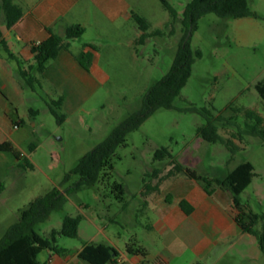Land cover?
I'll use <instances>...</instances> for the list:
<instances>
[{
    "label": "rangeland",
    "instance_id": "374dc122",
    "mask_svg": "<svg viewBox=\"0 0 264 264\" xmlns=\"http://www.w3.org/2000/svg\"><path fill=\"white\" fill-rule=\"evenodd\" d=\"M167 1L177 12L175 23H171L160 0H134L132 11L147 21L148 32L162 31V35L150 38L144 45L135 44L142 32L133 18L116 27L107 24L103 30L89 23L86 33L71 41L72 51L79 54L86 43L94 44L92 58L94 54L98 56L109 79H96L92 87H77L78 97L58 109L64 116L62 123L48 110L39 89L37 95L26 89V97L32 100H17L24 121L15 135L20 145L11 152L0 153V239L18 222L30 202L58 188L68 193L67 203L63 210L53 212L37 226L43 237L50 239L53 230H60L64 217L81 216L79 238L59 237L60 247L74 251L94 237L97 243H108L103 230L120 243L121 249L125 242L136 244L135 237L145 236L147 225L141 192L156 190V185L167 179L172 160L201 176L219 179L250 162L255 176L239 199L246 213L264 215V141L254 136L233 137L246 123L243 114H238L235 126L217 123L219 134L233 140L239 148L233 154L226 145L207 142L198 135V127L206 120L190 110L213 108L215 115L230 116L233 113L227 108L233 103L238 108L253 109L264 118V102L256 90L257 83L264 80V0H248L256 16H203L190 35L192 49L200 50L202 57L193 65L190 79L174 102L175 109L156 111L130 133L112 157L113 169L94 186L76 190L79 175H71L65 182L87 153L142 109L147 91L170 71L187 34L183 13L192 0ZM161 148H167L173 159L155 160V153ZM17 155L21 156L19 164ZM115 184L124 187L123 197ZM255 229L261 231L262 222ZM253 240L255 245L245 249L260 252L258 239L254 236ZM240 249L234 251V256L239 255ZM47 254L42 252L39 260ZM225 264L246 263L227 259ZM252 264L260 262L253 260Z\"/></svg>",
    "mask_w": 264,
    "mask_h": 264
},
{
    "label": "crops",
    "instance_id": "0c3cea01",
    "mask_svg": "<svg viewBox=\"0 0 264 264\" xmlns=\"http://www.w3.org/2000/svg\"><path fill=\"white\" fill-rule=\"evenodd\" d=\"M15 4L22 8L23 17L10 29L0 11V30L14 56L10 57L0 48V144L8 142L18 148L20 140L15 135L24 121L17 100L26 97L27 89L19 71L35 66L32 47L46 41L51 33L63 36L71 26L81 25L86 33L89 23H95L103 30L107 24L118 26L133 18L135 13L132 11L134 0H21ZM0 47H3L1 42ZM94 48V44L86 43L83 51L92 52ZM78 56L71 46L51 60L43 73L33 69L32 75L39 84L35 90L31 89L32 93L37 95L39 89L46 104L62 98L68 106L78 97L77 87H92L96 79L100 82L109 79L96 54L88 70L81 65ZM20 162L17 160V164ZM156 186V190L141 192L147 225L144 226L145 236H137L135 240L146 256L128 253L127 246L134 244L131 241L125 242V248L121 249L120 243L103 230L108 242L103 244L114 247L119 253L109 264H225L227 259L246 264L256 260L264 264L261 250L245 249L256 242L254 236L244 233L236 222L233 197L229 192L215 188L209 195L198 182L183 176L167 178ZM183 200L193 207L190 215L181 208ZM96 240L94 237L87 243L100 244ZM239 247V255L234 256ZM82 248L67 249L68 253L62 256L47 251L40 263L89 264L78 257Z\"/></svg>",
    "mask_w": 264,
    "mask_h": 264
},
{
    "label": "trees",
    "instance_id": "16d2710c",
    "mask_svg": "<svg viewBox=\"0 0 264 264\" xmlns=\"http://www.w3.org/2000/svg\"><path fill=\"white\" fill-rule=\"evenodd\" d=\"M160 1L169 13L171 23H175L178 16L176 10L167 0ZM0 11L3 14L5 25L9 29L23 17L22 8L15 4L13 0H0ZM212 13L222 19L256 16L250 10L248 0H192L183 13V24L187 29V34L170 71L147 91L143 98L142 109L130 115L105 141L87 153L80 160L78 166L66 176L65 182L70 180L71 175H79L80 181L75 186L76 190L83 186H94L104 175H107L106 172L108 170L113 169L112 157L117 149L126 143L130 133L138 130L156 111L160 109H175L174 102L190 79L193 65L197 59L202 57L200 50L195 51L192 49L191 36L188 37V34L197 29L198 21L203 16ZM133 19L142 32L135 42L137 46L144 45L154 36L162 35L160 30L149 33V25L141 16L133 14ZM84 33L85 28L83 26H71L66 29L63 36L51 33V36L46 41L33 46L32 52L35 54V66H31L28 70L21 69L19 71L24 87L35 90L39 80L32 75V70L36 69L37 72L43 73L51 60L56 59L63 50H69L71 41L82 37ZM0 42L9 53V56L14 57L3 39L1 30ZM92 59L90 52L82 51L78 56L79 62L86 70L90 68ZM256 90L264 102V80L257 83ZM63 102L64 100L61 98L58 101L48 103V110L57 118L59 123L64 121V116L58 112ZM190 110L198 112L206 120V124L198 127V135L207 142H220L226 145L233 154L239 148L233 140L224 139L219 134L217 123H223L224 126H235V119L238 114H243L246 123L244 128H240L233 137L243 139L244 136H254L264 141V118L253 109L238 108L232 103L227 108L233 113L230 116L215 115L213 108H191ZM35 113L34 111L31 112V114ZM13 150L14 147L8 142L0 144V153ZM20 157L17 155V160H20ZM166 159H173L171 152L167 148H161L156 151L155 160L163 161ZM171 164L173 167L166 175L167 178L183 176L194 180L202 185L209 195L213 194L215 188L229 192L233 197L236 222L244 233L253 235L258 239L260 249L264 254V215L246 213L239 199V196L250 186L255 176V168L250 162L240 164L225 179L201 176L194 170L176 164L173 160ZM115 188L119 190L122 197L125 195L124 187L121 184H115ZM2 189L3 187L0 185V191ZM67 196V192L54 188L44 196L30 202L28 207L21 211L18 222L12 225L0 239V264H41L39 256L44 251H50L61 256L68 253L66 248L58 245V238H79L81 216L64 217L62 228L53 230L50 239L43 237L36 230L37 226L46 222L53 212L63 210L67 203ZM180 205L187 215L193 212V207L186 200H183ZM259 222H262L261 231L255 229ZM127 252L146 256L143 248L138 247L137 244L127 246ZM118 255V251L110 245L84 243L78 257L89 264H109L113 263Z\"/></svg>",
    "mask_w": 264,
    "mask_h": 264
},
{
    "label": "built area",
    "instance_id": "2783aa9c",
    "mask_svg": "<svg viewBox=\"0 0 264 264\" xmlns=\"http://www.w3.org/2000/svg\"><path fill=\"white\" fill-rule=\"evenodd\" d=\"M37 45H39V44H37ZM15 128H18V125H16ZM143 264H146V263H143Z\"/></svg>",
    "mask_w": 264,
    "mask_h": 264
},
{
    "label": "water",
    "instance_id": "95a60500",
    "mask_svg": "<svg viewBox=\"0 0 264 264\" xmlns=\"http://www.w3.org/2000/svg\"><path fill=\"white\" fill-rule=\"evenodd\" d=\"M190 35H191V33H189V36H190ZM189 36H188V37H189Z\"/></svg>",
    "mask_w": 264,
    "mask_h": 264
}]
</instances>
